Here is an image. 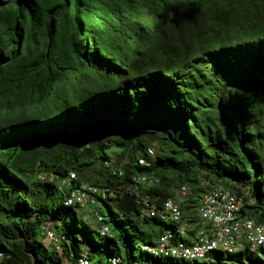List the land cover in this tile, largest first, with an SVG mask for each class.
<instances>
[{"label":"trees","instance_id":"trees-1","mask_svg":"<svg viewBox=\"0 0 264 264\" xmlns=\"http://www.w3.org/2000/svg\"><path fill=\"white\" fill-rule=\"evenodd\" d=\"M71 171L72 189L111 190L110 234L65 205ZM182 185L186 237L140 203L179 201ZM213 187L264 223V0H0V264H264V246L193 261L144 250L164 229L191 243ZM125 196L138 214L117 209Z\"/></svg>","mask_w":264,"mask_h":264},{"label":"built area","instance_id":"built-area-1","mask_svg":"<svg viewBox=\"0 0 264 264\" xmlns=\"http://www.w3.org/2000/svg\"><path fill=\"white\" fill-rule=\"evenodd\" d=\"M152 155L154 150H150ZM111 167V162L106 163ZM114 175L121 176L117 169H111ZM38 179L44 182H55L58 176L55 174H38ZM78 179L75 172H69L65 178L59 181L61 187L68 191L65 205L77 207L83 213L85 221L94 222L103 235L110 234L108 225L104 223L103 207L99 198L107 200L113 196L109 188H99L89 183H82L80 187L72 189V183ZM135 185L151 186L158 183L157 179L147 176H134ZM187 185L180 186L177 191V199L165 200L162 204L150 203L147 198H142V213L147 217H157L170 224L177 225V232L181 237H186L188 229L186 218L180 208L179 202L189 194ZM139 201V200H138ZM243 207V200L235 192L223 187H213L202 194L197 214L205 224L207 230L200 231L191 243L178 239L177 233L171 229H164L153 245H145L144 250L156 257H172L186 260L203 259L209 252L214 250L239 252L245 246L252 250H258L264 246V223H258L254 218H240L239 214ZM41 231L48 244L55 245L58 251L66 237L58 233L51 223L44 222ZM80 264H89L87 254L84 253L79 259ZM112 264H121L119 258L111 259Z\"/></svg>","mask_w":264,"mask_h":264},{"label":"water","instance_id":"water-1","mask_svg":"<svg viewBox=\"0 0 264 264\" xmlns=\"http://www.w3.org/2000/svg\"><path fill=\"white\" fill-rule=\"evenodd\" d=\"M125 198V199H124ZM117 209L124 214H138L133 197H123L117 204Z\"/></svg>","mask_w":264,"mask_h":264},{"label":"rangeland","instance_id":"rangeland-1","mask_svg":"<svg viewBox=\"0 0 264 264\" xmlns=\"http://www.w3.org/2000/svg\"><path fill=\"white\" fill-rule=\"evenodd\" d=\"M125 199V198H124ZM99 203L101 204V206L103 207V209L105 210V212L108 214V208L107 206L104 204L103 201L99 200ZM108 216V215H107ZM109 219V217L107 218ZM94 223V222H93ZM114 224H112L111 226H113ZM45 241V240H44ZM46 244H48V242L45 241Z\"/></svg>","mask_w":264,"mask_h":264},{"label":"crops","instance_id":"crops-1","mask_svg":"<svg viewBox=\"0 0 264 264\" xmlns=\"http://www.w3.org/2000/svg\"><path fill=\"white\" fill-rule=\"evenodd\" d=\"M207 228H208V225L205 224V223H203V225H202V229H201L200 231H205V230H207ZM200 231H199V232H200Z\"/></svg>","mask_w":264,"mask_h":264}]
</instances>
